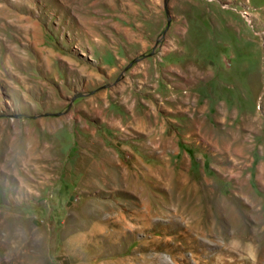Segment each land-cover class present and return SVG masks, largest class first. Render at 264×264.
Instances as JSON below:
<instances>
[{
	"label": "rangeland",
	"instance_id": "rangeland-1",
	"mask_svg": "<svg viewBox=\"0 0 264 264\" xmlns=\"http://www.w3.org/2000/svg\"><path fill=\"white\" fill-rule=\"evenodd\" d=\"M0 264H264V0H0Z\"/></svg>",
	"mask_w": 264,
	"mask_h": 264
},
{
	"label": "bare ground",
	"instance_id": "bare-ground-1",
	"mask_svg": "<svg viewBox=\"0 0 264 264\" xmlns=\"http://www.w3.org/2000/svg\"><path fill=\"white\" fill-rule=\"evenodd\" d=\"M194 80V79H193ZM181 101V100H180ZM178 104V103H177ZM113 180V179H112ZM107 182V181H106ZM233 215V214H232ZM236 215V214H235ZM237 216V215H236ZM235 217V216H234ZM238 218V217H237ZM243 228V227H242ZM244 236V235H243Z\"/></svg>",
	"mask_w": 264,
	"mask_h": 264
}]
</instances>
